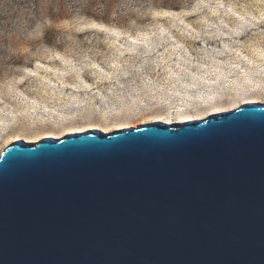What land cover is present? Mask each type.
I'll list each match as a JSON object with an SVG mask.
<instances>
[{
    "label": "water",
    "instance_id": "1",
    "mask_svg": "<svg viewBox=\"0 0 264 264\" xmlns=\"http://www.w3.org/2000/svg\"><path fill=\"white\" fill-rule=\"evenodd\" d=\"M0 264H264V103L7 145Z\"/></svg>",
    "mask_w": 264,
    "mask_h": 264
},
{
    "label": "rangeland",
    "instance_id": "2",
    "mask_svg": "<svg viewBox=\"0 0 264 264\" xmlns=\"http://www.w3.org/2000/svg\"><path fill=\"white\" fill-rule=\"evenodd\" d=\"M161 1L0 0V153L264 103V0Z\"/></svg>",
    "mask_w": 264,
    "mask_h": 264
},
{
    "label": "trees",
    "instance_id": "3",
    "mask_svg": "<svg viewBox=\"0 0 264 264\" xmlns=\"http://www.w3.org/2000/svg\"><path fill=\"white\" fill-rule=\"evenodd\" d=\"M158 0H154V3H157ZM160 5L162 8H169V7H173V4L171 2H169V0H163L160 2ZM49 35V34H48ZM48 39L46 38L47 40V43H49V41H51V38H49V36H47Z\"/></svg>",
    "mask_w": 264,
    "mask_h": 264
},
{
    "label": "bare ground",
    "instance_id": "4",
    "mask_svg": "<svg viewBox=\"0 0 264 264\" xmlns=\"http://www.w3.org/2000/svg\"><path fill=\"white\" fill-rule=\"evenodd\" d=\"M244 104V103H243ZM241 105V104H240ZM239 105H237V107H238ZM189 120V119H188ZM169 124H171V123H169ZM93 129V128H92ZM89 130V129H88ZM81 132H83V131H81ZM63 137V136H62ZM59 138V137H58Z\"/></svg>",
    "mask_w": 264,
    "mask_h": 264
}]
</instances>
